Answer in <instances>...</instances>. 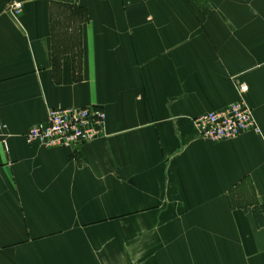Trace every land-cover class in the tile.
<instances>
[{"label": "crops", "instance_id": "obj_1", "mask_svg": "<svg viewBox=\"0 0 264 264\" xmlns=\"http://www.w3.org/2000/svg\"><path fill=\"white\" fill-rule=\"evenodd\" d=\"M12 1L0 264H264V0ZM240 97L259 132L199 136L194 117ZM85 105L98 138L26 141L49 108Z\"/></svg>", "mask_w": 264, "mask_h": 264}, {"label": "built area", "instance_id": "obj_2", "mask_svg": "<svg viewBox=\"0 0 264 264\" xmlns=\"http://www.w3.org/2000/svg\"><path fill=\"white\" fill-rule=\"evenodd\" d=\"M9 10L13 16L19 14L21 2L13 0ZM246 86L239 85L244 91ZM105 112L94 105L56 106L48 109L47 119L32 125L26 132L28 142L37 141L45 147L58 145L76 146L98 138L104 127ZM199 136L211 140L235 138L242 132L259 127L252 108L240 97L218 111L202 113L192 119ZM5 124L0 121V141Z\"/></svg>", "mask_w": 264, "mask_h": 264}, {"label": "trees", "instance_id": "obj_3", "mask_svg": "<svg viewBox=\"0 0 264 264\" xmlns=\"http://www.w3.org/2000/svg\"><path fill=\"white\" fill-rule=\"evenodd\" d=\"M253 211L255 212V216L258 214V212L260 211V209L254 207ZM258 217V216H257Z\"/></svg>", "mask_w": 264, "mask_h": 264}]
</instances>
